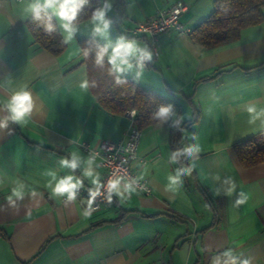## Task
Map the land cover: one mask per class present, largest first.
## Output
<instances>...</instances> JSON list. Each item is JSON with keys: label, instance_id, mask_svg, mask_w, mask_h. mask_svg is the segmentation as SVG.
Segmentation results:
<instances>
[{"label": "crops", "instance_id": "crops-1", "mask_svg": "<svg viewBox=\"0 0 264 264\" xmlns=\"http://www.w3.org/2000/svg\"><path fill=\"white\" fill-rule=\"evenodd\" d=\"M35 2H0V121L8 116L6 102L14 92L26 90L33 100L24 123L9 120L0 127V264H233V258L235 264H264V162L245 168L234 149L264 131V116L252 121L248 112L250 106L264 110V19L232 42L206 47L189 33L213 13L215 0H101L102 6L112 5L107 38L93 34L89 18L76 23L73 40L54 55L39 47L30 30L32 14L26 9ZM176 2L186 6L180 20L188 31L162 33L159 58L142 71L133 60L131 70L116 73L176 104L168 120L142 131L132 163L151 193L133 185L131 195L125 192L122 199L112 193L111 203L85 217L88 190L95 185L83 177L90 157L82 142L119 141L133 121L105 110L90 83L81 88L89 77L80 39L93 36L114 44L123 36L144 47L148 36L129 33L134 22ZM175 127L183 149L198 143L201 151L172 163ZM73 152L81 160L74 172L60 164ZM188 167L191 174L182 172L169 187L168 177ZM92 168L101 183L98 159ZM50 172L57 179L72 174L83 180L74 201L52 196ZM120 181L122 191L131 183ZM20 185L24 196L10 204L6 196ZM202 188L213 200L221 198L219 218ZM241 192L247 200L237 204Z\"/></svg>", "mask_w": 264, "mask_h": 264}, {"label": "trees", "instance_id": "trees-1", "mask_svg": "<svg viewBox=\"0 0 264 264\" xmlns=\"http://www.w3.org/2000/svg\"><path fill=\"white\" fill-rule=\"evenodd\" d=\"M101 6V0H89V3L82 8L76 23L91 18L92 12ZM263 19L264 0H215L213 13L196 25L189 35L192 40L203 46L215 47L236 40L244 28L258 25ZM52 23L55 25V31L49 34L44 30L42 22L34 20L33 16L28 21L34 40L39 47L54 55H59L67 45L53 17ZM80 44L81 62L87 65L90 86L101 106L109 113L128 114L129 110L134 109L136 115L132 119L133 125L144 130L160 122L153 117V114L161 105H171L172 110H175L176 104L154 90L131 78L119 77L116 73L110 74L111 65L108 64L107 57H105L103 66H98L95 63L97 46L104 44L96 37L82 38ZM86 50H89L87 56L84 55ZM117 77L120 83H117ZM201 80L203 79L197 80L196 84ZM195 120L196 118L193 119ZM171 144L175 153L183 150L180 132L176 127L172 129ZM234 149L241 165L245 168L263 163L264 131L237 142ZM202 191L211 203L215 217L219 218L221 198L213 200L205 188H202Z\"/></svg>", "mask_w": 264, "mask_h": 264}, {"label": "clouds", "instance_id": "clouds-1", "mask_svg": "<svg viewBox=\"0 0 264 264\" xmlns=\"http://www.w3.org/2000/svg\"><path fill=\"white\" fill-rule=\"evenodd\" d=\"M89 0H43V3H40V0H36L35 3L30 4L26 9L27 12H31L33 19L41 21L44 27V30L51 34L55 31V25L52 23V17L55 16L60 21V26L64 31V43L67 44L71 42L76 34L78 28L76 25L77 18L84 7L88 4ZM112 5L108 2H105L102 7L96 8L91 15V24L93 25V34L101 37L107 38L109 34V29L111 27V20L107 18V13L111 11ZM48 10H51L50 12ZM43 13V15L41 14ZM111 49V51H109ZM88 51L84 52V55H88ZM105 57H107L108 64L111 65L110 74L112 73H123L129 71L133 68V60L136 61V66H138L141 71L144 67V61L151 60L152 54L148 51L147 47H141L135 40L126 39L121 36L113 44L111 41H108L103 46H97L95 63L98 66H103L105 62ZM141 73H137L139 76ZM119 77H117V83H120ZM81 88L87 89L89 87V82L84 80L81 83ZM33 108V100L31 94L26 90H20L14 92L10 99L6 102V109L8 116L0 121V127H5L9 120L16 123H24L25 118L31 112ZM248 112L251 115V120L255 121L257 118L264 116V110L257 112L255 106H250ZM174 112L172 106L161 105L159 109L153 114V117L160 122L168 120ZM179 124V121L175 122ZM195 139V137H193ZM201 151L200 145L193 144L185 147L182 151L174 153L171 157V162L176 163L177 157L180 155H185L189 157H194L196 153ZM60 164L62 167L67 168L71 171H75L81 165L80 157L73 152L71 154V159H61ZM87 166L82 170L83 177L91 180V183L95 185V190L89 189L90 199L88 200V209L84 210L83 215L88 217L91 215V212L94 210L92 204L95 198L100 195V179L99 174L94 173L92 164V158H89L86 162ZM182 172H187L191 174L192 168L177 169L175 176H169V187L176 185L179 182L180 175ZM52 177V180L55 181L53 185L50 181L48 187L51 188V194L53 197H62L67 196L68 200L74 201L77 195V190L84 186L83 180L75 175L69 174L62 178L57 179L55 173H48ZM218 179V177H217ZM231 177L228 178V181H231ZM107 191L109 192L108 202L111 203V194L115 193L117 196H120L124 199V193L127 192L131 195L135 189L133 188L132 183H126L123 186V191L121 190V181L120 179H110L107 184ZM235 189V184L233 183L231 187L227 190V195H232V192ZM219 193L217 192V195ZM24 196L23 185H20L16 188L10 189L6 200L14 205L15 200L21 199ZM241 199L236 201L237 204H243L247 200V196L243 192L240 193ZM225 255L232 257L231 252L225 253ZM233 264L235 260L233 258ZM242 264H249L248 260L242 261Z\"/></svg>", "mask_w": 264, "mask_h": 264}, {"label": "built area", "instance_id": "built-area-1", "mask_svg": "<svg viewBox=\"0 0 264 264\" xmlns=\"http://www.w3.org/2000/svg\"><path fill=\"white\" fill-rule=\"evenodd\" d=\"M185 10L186 6L184 4L176 2L171 6L158 10L156 14L150 16L146 20L134 22L129 33L134 35H146L149 37L147 45L144 47H147L148 51L151 52L152 59L144 61V67H148L154 59L159 58V37L162 33L170 29L182 32L188 31L180 20V16ZM128 114L133 119L136 115V110H129ZM142 131L143 130L134 126L132 123V127L126 133L125 137L119 141L102 139L98 146H92L86 141L82 142L89 157L92 158V160L98 159L100 166L104 169V177L100 183V195L95 198L92 204L93 211L99 209L102 204L108 200L109 192L106 186L110 179L128 180L134 185L137 191L144 194L151 193L148 180L139 175L132 167L133 161L139 156ZM93 190H95V188ZM88 197L90 199L89 193Z\"/></svg>", "mask_w": 264, "mask_h": 264}]
</instances>
